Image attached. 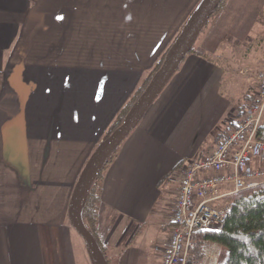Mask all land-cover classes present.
Here are the masks:
<instances>
[{"label":"crops","instance_id":"0c3cea01","mask_svg":"<svg viewBox=\"0 0 264 264\" xmlns=\"http://www.w3.org/2000/svg\"><path fill=\"white\" fill-rule=\"evenodd\" d=\"M201 1L0 0V264H91L68 217L76 182ZM258 26L264 0H227L194 48L223 57ZM224 75L187 55L119 144L98 214L110 264H158L177 172L230 115ZM212 251L224 250L205 243L202 264H216Z\"/></svg>","mask_w":264,"mask_h":264},{"label":"built area","instance_id":"2783aa9c","mask_svg":"<svg viewBox=\"0 0 264 264\" xmlns=\"http://www.w3.org/2000/svg\"><path fill=\"white\" fill-rule=\"evenodd\" d=\"M241 115L230 119L214 148L178 171L170 229L158 264H202L192 251L199 232L218 229L230 209L228 198L264 184V78Z\"/></svg>","mask_w":264,"mask_h":264},{"label":"trees","instance_id":"16d2710c","mask_svg":"<svg viewBox=\"0 0 264 264\" xmlns=\"http://www.w3.org/2000/svg\"><path fill=\"white\" fill-rule=\"evenodd\" d=\"M226 1L227 0L220 1L203 30L207 27L208 23L223 10ZM172 44L163 53L150 72L143 77L135 92L116 114L106 130L102 141L107 139L123 123L132 105L140 97L153 75L160 68ZM189 54H195L213 64L220 65L218 58L195 49L194 45L188 55ZM222 90L223 84L221 85V92H223ZM252 100L253 97L251 95L244 94L236 101V117L241 115L245 104ZM215 136V141H217L221 137V134L219 133L218 136ZM257 137L264 141V124L260 126ZM118 147L119 145L114 147L109 153L96 179L80 201L82 222L93 236L108 264H110V262L106 254V234L99 228L98 214L101 203L103 173L116 156ZM228 202L230 204V209L219 228L199 232L195 237V247L192 251L193 261L197 263L202 261L204 244L210 242L221 246L225 251V257L221 264H264V184L255 189L234 194L228 198Z\"/></svg>","mask_w":264,"mask_h":264},{"label":"water","instance_id":"95a60500","mask_svg":"<svg viewBox=\"0 0 264 264\" xmlns=\"http://www.w3.org/2000/svg\"><path fill=\"white\" fill-rule=\"evenodd\" d=\"M221 0H202L193 11L177 39L166 53V56L153 75L147 87L130 108L123 123L104 141H102L87 160L74 187L69 208V221L83 240L91 264H108L91 233L85 228L80 214L82 196L99 174L109 153L119 145L137 126L149 107L164 89L181 62L190 52L197 37L203 30L212 13Z\"/></svg>","mask_w":264,"mask_h":264},{"label":"rangeland","instance_id":"374dc122","mask_svg":"<svg viewBox=\"0 0 264 264\" xmlns=\"http://www.w3.org/2000/svg\"><path fill=\"white\" fill-rule=\"evenodd\" d=\"M194 46H196V44ZM221 53H223V57L216 56L215 58H218L223 69H225L222 91L228 101L233 105L230 115H228L227 120L224 121L223 127L225 128L227 122L236 117V101L244 94L252 96L260 81L264 78V27L260 28L258 26L251 35L249 41L243 45L226 43L221 49ZM263 124L264 117L262 125ZM219 133L218 131L216 135L218 136ZM215 138L216 136L214 135V137H212V142L216 143ZM178 172L177 174H179ZM177 182H179V178ZM177 186L175 187L176 189H174L170 207L173 205ZM162 248L163 244L159 246L160 258L158 262L161 259ZM211 253H213L214 257L217 259L216 264H221L225 257V251H212ZM143 255H145L142 258L143 261H145L144 259H148L149 253L147 254V251L145 253L143 252ZM208 260L209 259L206 260V264H212Z\"/></svg>","mask_w":264,"mask_h":264}]
</instances>
